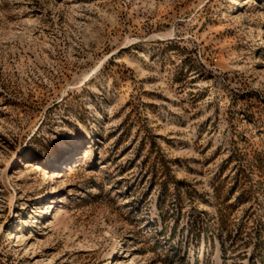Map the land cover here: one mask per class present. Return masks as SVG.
<instances>
[{"label": "rangeland", "instance_id": "obj_1", "mask_svg": "<svg viewBox=\"0 0 264 264\" xmlns=\"http://www.w3.org/2000/svg\"><path fill=\"white\" fill-rule=\"evenodd\" d=\"M0 264H264V0H0Z\"/></svg>", "mask_w": 264, "mask_h": 264}]
</instances>
